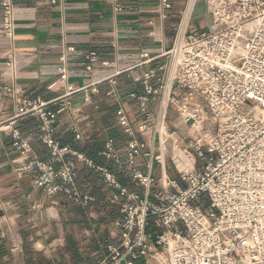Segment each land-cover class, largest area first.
I'll list each match as a JSON object with an SVG mask.
<instances>
[{
    "label": "built area",
    "instance_id": "built-area-1",
    "mask_svg": "<svg viewBox=\"0 0 264 264\" xmlns=\"http://www.w3.org/2000/svg\"><path fill=\"white\" fill-rule=\"evenodd\" d=\"M61 1L36 0V5ZM111 1L115 12L123 10L120 0ZM199 2L186 0L163 65L133 79L142 94L123 96L117 88L120 77L132 78L131 69L79 89L68 87L50 101L29 100L12 85L0 90L17 115L38 119L37 137L46 150V156L38 155L12 129L14 174L32 175V189L55 203L62 197L83 209L119 213L112 222L119 243L99 264H264V0H202L205 25L189 34ZM157 8L166 19L172 3L158 0ZM15 27V0H0V38L6 45L13 43ZM74 52L68 47L64 55ZM7 59L14 74V54ZM85 59L89 72L97 54ZM104 82L109 85L104 96L116 105V126L127 142L132 180L145 198L55 139L58 118L66 116L74 139L83 142V115L71 97L81 93L89 104ZM114 142L108 138L98 155L119 163ZM138 158L145 160L144 173L136 168ZM167 159L176 179L168 176ZM78 165L98 175L101 201L77 189ZM150 222L159 234L148 232Z\"/></svg>",
    "mask_w": 264,
    "mask_h": 264
},
{
    "label": "crops",
    "instance_id": "crops-1",
    "mask_svg": "<svg viewBox=\"0 0 264 264\" xmlns=\"http://www.w3.org/2000/svg\"><path fill=\"white\" fill-rule=\"evenodd\" d=\"M120 2L123 10L115 12L111 0H62L55 6L15 0L14 41L6 45L0 38V90L12 85L29 100L50 101L66 93L68 87H86L94 80L111 77L117 70L131 69L132 78L120 77L117 88L123 96L142 94L141 85L133 79L163 65L186 0H170L172 9L166 19L159 17L158 0ZM68 47L75 52L64 55ZM10 53L18 67L14 74L7 65ZM89 53H96L98 59L88 72L90 63L85 56ZM98 88L99 94L92 96L89 104L84 103L81 93L71 97L73 108L83 115V142L74 139L71 120L66 116L58 118L55 139L145 198L132 180L127 142L116 126V105L104 96L109 85L104 82ZM127 103L130 109L136 106L135 102ZM38 124L34 116L17 115L13 104L0 97V264H99L108 248L119 243V234L112 225L119 217L117 210L100 206L83 209L62 197L55 203L42 191L32 189V175L14 174L18 155L11 147V130L17 129L38 155L46 156L37 137ZM108 138L115 141L119 163L98 155ZM144 164V159L136 160V168L142 173ZM167 170L168 176L176 179L169 159ZM77 189L96 201L104 196L98 175L82 165H78ZM148 232L156 235L160 230L150 222ZM14 246H20V250L13 251Z\"/></svg>",
    "mask_w": 264,
    "mask_h": 264
},
{
    "label": "rangeland",
    "instance_id": "rangeland-1",
    "mask_svg": "<svg viewBox=\"0 0 264 264\" xmlns=\"http://www.w3.org/2000/svg\"><path fill=\"white\" fill-rule=\"evenodd\" d=\"M205 18L206 17H205L204 4L202 0H200L199 5L197 6L192 19V25L190 27L189 34L200 33L201 28H203L205 25ZM206 206L207 204L204 206L205 210L207 208ZM157 257L160 259V261H163L165 258L164 255L162 254H159ZM138 264H142V263H138Z\"/></svg>",
    "mask_w": 264,
    "mask_h": 264
}]
</instances>
